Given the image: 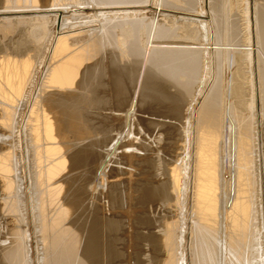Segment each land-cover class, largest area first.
I'll return each mask as SVG.
<instances>
[{"label":"bare ground","instance_id":"obj_1","mask_svg":"<svg viewBox=\"0 0 264 264\" xmlns=\"http://www.w3.org/2000/svg\"><path fill=\"white\" fill-rule=\"evenodd\" d=\"M87 81L108 96L106 142L120 150L108 174L134 162L132 148L112 143L135 127L132 93L151 98L149 110L165 99L185 125L168 181L136 200L170 196L158 232L136 234L154 253L146 264H264L255 173L259 144L264 152V0H0V206L11 216L0 264H33L38 253L42 264H120L123 217L105 216L96 200L89 206L74 172L92 164L95 183L101 157L96 132L74 114ZM55 108L66 114L52 116ZM123 185L111 205L129 234ZM123 255L129 264V249Z\"/></svg>","mask_w":264,"mask_h":264},{"label":"rangeland","instance_id":"obj_2","mask_svg":"<svg viewBox=\"0 0 264 264\" xmlns=\"http://www.w3.org/2000/svg\"><path fill=\"white\" fill-rule=\"evenodd\" d=\"M69 13H70V11L67 12V14H69ZM29 14L31 15L33 13H29ZM67 14H65V15H67ZM17 15H19V14H17ZM95 26H96V24H92L89 26L74 28L73 31L82 30L84 28L85 29H88V28L92 29ZM64 32H68V31H64ZM104 71H105V69H103L102 76L105 79V75H104L105 72ZM85 84L84 85L86 87L83 86V88L81 90L82 92H79L80 94H77L76 101L74 104V109H75L74 114L78 118L80 129L83 130L85 128L88 131H91L92 133L96 132L95 133L96 136H92V137H95L94 138L95 141L100 142V145L98 148L96 147L94 149H96L99 153H101V157L99 158V161H97V164L95 166L96 167L95 172L97 170V172L95 173V175L97 177V178L95 177V180H94L95 183L90 182V177L93 174V169L90 170V168H93L92 164L86 165L85 167L83 166L84 168L87 169V171L85 170V172H84V168H82V167L75 169L74 172L78 173V174L76 173V175H77L76 180L78 179L79 187H81L83 189L85 194L87 193L89 195V198L86 199V202L88 204L90 203L89 206L92 204V201L95 202V200H96V203L99 205V207L101 208V211L103 212V214L105 216L116 217L117 219H120L121 217H123V219H122L123 221L121 220L122 225H121V228L119 230L121 238H120V241L118 242V244L116 245V247L119 248V250L121 252V257L119 259L120 264H125L126 257L123 254H125V252L128 249L132 255V257L129 258V261H128L129 264H134V258H133L134 254H139L141 256L140 257L141 261L144 262L143 264H146V261L148 263V260L154 256V253L152 254L151 250L149 249V246H148L149 243H147L143 239L141 240L139 238V236H137L136 234H139V233H144V234H148V233L154 234L155 233L156 234L158 232V230L160 229L161 223H163L162 222L163 219L167 215L169 216L168 210H167L168 207L166 205H164L163 202H164V200H170V196L168 194V191H166L167 193L166 192L163 193L165 197H162V195H163L162 194L161 198H160V196L158 198V195L154 194L155 197L152 196V198L150 200H147L146 202H138L136 200H137L139 193L142 190L151 189V188H153V190L157 189V187L160 185V182H163L166 180L168 181L169 166H171L170 164H172V161L174 159L173 156H176V154L179 153V150H178L179 145L182 143V141H184L182 136H183L185 125L184 124L182 125V122L178 119V117H173L172 107L169 105V103L165 99H164L165 101L161 100L158 104L159 106H162V107L155 105L152 110H149L150 107L147 106V104H148V101L150 102L151 98L143 97V99L141 98L142 99L141 100L139 97H137L136 93H132V95L130 96V100H131V102H134V103H136V101H137V104H138L137 108L138 109L136 110V112H134L132 114L133 115L132 117H130L131 115L129 116V119L130 118L133 120L136 119L137 124L135 123V127H133L131 129V131H132V133L130 132L131 134H128L127 136L125 135L119 139H116L112 143H113V145H116V143L119 141L121 143H124L127 146V148H130V150L132 148V150L127 152V154L132 155V159L134 160V162H132V165L129 169H126V168L124 169V168L120 167V169H117L118 174L117 173L108 174L107 171H105L108 167L109 168H111V167L115 168L114 162H111L112 160H114V158H112V160H111V157H113L114 154L119 153V151H120V150L118 151L114 147H112L111 148L112 152H111L109 149L110 145H108V143L106 142L108 139V136H109V133H108L109 122L105 121L104 117L106 115H108V111H107L108 96L103 91L91 93V86L95 85V83L91 84V83H89V81H87ZM90 84H91V86H90ZM103 88H104V90L106 88L105 80L103 81ZM164 106H165V108H164ZM145 108L148 110V112L146 111ZM166 108H167V110L165 112ZM178 108L181 110V107L179 105H178ZM157 109H159V112L157 111ZM153 110L156 111V113L158 112L157 116H155L156 114L152 115ZM52 111H53L52 116L54 114H59L60 116H62L63 114H66V113H64V111H65L64 109H62V111H61L60 109L55 108V109H52ZM149 111H150V113H149ZM181 112H182V110H181ZM159 113H161V114L159 115ZM163 113L165 114V118H163V116H164ZM113 114H114V116L117 117V115H116L117 113L115 114L113 112ZM49 115L51 116V114H49ZM166 116H167V118H166ZM168 116H169V118H168ZM170 116L172 118H170ZM142 118H143L145 123H146V121H147V123L151 122L150 127H148L149 126L148 124H144ZM152 119H154V120H152ZM138 123H139V125H138ZM120 124H121V122L118 121L117 125L120 126ZM141 124L144 126L142 127ZM170 125H171V127H170ZM162 126H164V128ZM113 133H115V132H112V134ZM67 138L69 139L67 141V144L68 143H70V144L74 143V142H72V141H74L73 138L71 140V136L70 137L68 136ZM88 139L89 138H87L86 140H88ZM86 140L84 139V141H86ZM84 141L82 143H80V141H79L78 144L81 146V145H84V143H88L87 141L86 142H84ZM88 141H90V140H88ZM75 142H78V141H75ZM79 145L76 144V146H79ZM19 146H20V150H21V144ZM69 147H71V146H69ZM259 147H260V150H259L260 152L258 154V157H256L257 161H256L255 173H256V177L258 179L257 189L260 192L261 188L264 189V158H263L264 152H262L260 144H259ZM87 149H89V147ZM90 151H92V150L91 149L86 150V148L84 150L85 156H86V154H88L87 160H88V156L91 153ZM106 155H107V157H106ZM87 163L88 162H86V164ZM87 166H89L90 168ZM106 166H108V167H106ZM104 167H106V168H104ZM80 169L81 170L83 169L82 170L83 172ZM121 173H122V175L120 176ZM110 176H111V178H110ZM84 177H85V179L86 178L87 179L85 180ZM106 177H107V179H106ZM225 178H228V176H225ZM80 179H81V181H80ZM124 181L126 182L128 189H126L127 194L123 195V192L121 193L122 194L121 199L124 200V197L127 196L130 198V201H131V206L129 207V209H131V214L129 216V220L131 222L130 225L131 226L133 225V227L130 228L129 234H128V232H126L127 230L125 229L126 226L124 224V220H126V216L124 219V216H122L123 215L122 212L117 208H113L112 207L113 205H111L112 195L114 193L119 195L120 194L119 191H122L123 189L125 190V185H123L120 190L117 189L118 188L117 185L120 186V184ZM1 182L2 181H0V183ZM75 184H77V182ZM0 185H1L0 189L1 190L4 189V186L2 184H0ZM76 186H78V184ZM113 188H114V190H113ZM107 189L108 190L110 189V190L108 191ZM111 189H112V191H111ZM1 190H0V192H1ZM115 190H117V192ZM259 192H258V195H260ZM1 193L4 195L3 192H1ZM2 194L0 196H2ZM26 198L27 197L25 196V206H26V211H27L28 206H27ZM256 200L257 201L261 200V197L257 196ZM0 205H2V202ZM1 210L2 211L4 210V209H2V206H0V211ZM2 211L0 212V234L4 236L5 232H6L5 229L7 230V228L4 227L3 224H5V226L9 225L7 227H10L11 225L7 224V223L9 222L11 216H8L7 212H6L7 213L6 214V213H3L5 211H3V212ZM110 212H114V214L110 213ZM136 214H137V217L141 216L142 220L145 221L146 223L141 225V226L135 225L133 222L137 218ZM26 219H28V213L27 212H26ZM87 220H88V218H87ZM29 222L30 221L27 220L28 231H29V225H28ZM132 228H134V229H132ZM127 235H129V239H128ZM29 242H31L30 237H29ZM42 257H43V255L41 253H38L37 255L34 254L33 264H42Z\"/></svg>","mask_w":264,"mask_h":264}]
</instances>
